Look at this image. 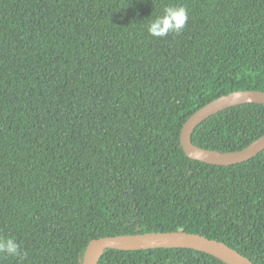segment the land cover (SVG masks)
<instances>
[{"label": "trees", "instance_id": "1", "mask_svg": "<svg viewBox=\"0 0 264 264\" xmlns=\"http://www.w3.org/2000/svg\"><path fill=\"white\" fill-rule=\"evenodd\" d=\"M183 5L179 33L151 18ZM264 91V0H0V237L23 258L83 264L93 240L185 231L264 264V150L218 165L181 143L187 119L237 90ZM264 104L243 103L192 132L244 149ZM99 264H228L185 247L107 249Z\"/></svg>", "mask_w": 264, "mask_h": 264}, {"label": "water", "instance_id": "2", "mask_svg": "<svg viewBox=\"0 0 264 264\" xmlns=\"http://www.w3.org/2000/svg\"><path fill=\"white\" fill-rule=\"evenodd\" d=\"M243 103L264 104V91L237 90L219 96L192 114L182 127L181 143L187 155L203 162L230 165L255 157L264 150V135L244 149L222 152L196 145L192 141L195 127L206 118L228 107ZM158 247H185L212 254L228 264H255L250 258L224 241L185 231L122 234L100 237L89 243L83 264H99L107 249H149Z\"/></svg>", "mask_w": 264, "mask_h": 264}, {"label": "clouds", "instance_id": "3", "mask_svg": "<svg viewBox=\"0 0 264 264\" xmlns=\"http://www.w3.org/2000/svg\"><path fill=\"white\" fill-rule=\"evenodd\" d=\"M188 18V10L185 6H166L162 14L149 20L147 32L157 38L165 37L169 33H179L185 27ZM0 253L20 258L27 255L22 252L21 245L15 237H0Z\"/></svg>", "mask_w": 264, "mask_h": 264}]
</instances>
